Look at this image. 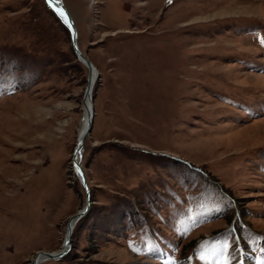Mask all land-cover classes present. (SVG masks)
Listing matches in <instances>:
<instances>
[{
	"label": "rangeland",
	"instance_id": "1",
	"mask_svg": "<svg viewBox=\"0 0 264 264\" xmlns=\"http://www.w3.org/2000/svg\"><path fill=\"white\" fill-rule=\"evenodd\" d=\"M60 1L98 74L90 208L39 264H264V0ZM86 80L45 0H0V264L85 204Z\"/></svg>",
	"mask_w": 264,
	"mask_h": 264
},
{
	"label": "water",
	"instance_id": "2",
	"mask_svg": "<svg viewBox=\"0 0 264 264\" xmlns=\"http://www.w3.org/2000/svg\"><path fill=\"white\" fill-rule=\"evenodd\" d=\"M45 1L46 3L48 1L53 2L54 4L58 5L61 8V10L65 13L66 20H63L59 17L58 18L68 31L72 49H73V52L77 60L80 61L87 69V80H86V85H85L83 97H82V106L88 108V117L86 121L85 130L80 135H78L76 143H75V152L77 154V166L79 170L78 172L76 171V174L85 192V204L82 209H80L79 211H77L75 214L71 215L67 219L66 224H65L66 240L62 244V246L58 249V251L40 250L39 252L35 253V255L30 261V264H39L46 260L58 261L64 258L71 249L72 233H73V228L75 226V224H73L72 221L74 220L77 222L80 218H82L88 212L90 208L89 188L86 182L85 172H84L81 158H82V153H83L84 140L91 131L93 118L95 114L94 106H93L92 91H93L95 79L97 78V75H98L95 72L93 63L78 47L76 31L73 25L71 15L69 14L68 10L63 6V4L59 0H45ZM85 94L89 95L88 105L86 104L84 100Z\"/></svg>",
	"mask_w": 264,
	"mask_h": 264
},
{
	"label": "bare ground",
	"instance_id": "3",
	"mask_svg": "<svg viewBox=\"0 0 264 264\" xmlns=\"http://www.w3.org/2000/svg\"><path fill=\"white\" fill-rule=\"evenodd\" d=\"M60 1V0H59ZM61 2V1H60ZM50 9H52V11L57 15V17L63 19V20H66V16H65V13L61 10V8L54 4L53 2L51 1H48L46 3ZM64 6V5H63ZM65 7V6H64ZM70 14V13H69ZM72 18V17H71ZM73 21V20H72ZM73 25H74V22H73ZM75 28V26H74ZM76 31V29H75ZM78 41V40H77ZM78 44V42H77ZM79 47V46H78ZM95 69V67H94ZM95 72H96V69H95ZM84 100L86 102V104L88 105L89 104V95L88 94H85V97H84ZM83 110H84V117H83V121H82V124H81V127H80V130H79V135L85 130V127H86V121H87V117H88V108L86 107H83ZM72 167H73V172L74 174L77 176L76 174V171L78 172V166H77V154L75 152V148H74V151H73V155H72ZM78 178V177H77ZM78 222V221H77ZM76 221H72L73 224L76 225L77 223ZM75 227V226H74ZM74 229V228H73ZM66 231V229H65ZM66 240V232H65V235H64V240H63V243L65 242ZM46 261H49V260H46ZM44 261V262H46ZM165 264H173L172 262V259L170 258H166L165 261H164Z\"/></svg>",
	"mask_w": 264,
	"mask_h": 264
},
{
	"label": "trees",
	"instance_id": "4",
	"mask_svg": "<svg viewBox=\"0 0 264 264\" xmlns=\"http://www.w3.org/2000/svg\"><path fill=\"white\" fill-rule=\"evenodd\" d=\"M62 26H63V29L67 31L66 27H65L63 24H62ZM67 32H68V31H67ZM88 212H89V211H88ZM88 212H87V213H88ZM80 219H81V218H80ZM80 219H79V220H80ZM79 220H78V221H79ZM76 224H77V223H76Z\"/></svg>",
	"mask_w": 264,
	"mask_h": 264
},
{
	"label": "snow or ice",
	"instance_id": "5",
	"mask_svg": "<svg viewBox=\"0 0 264 264\" xmlns=\"http://www.w3.org/2000/svg\"><path fill=\"white\" fill-rule=\"evenodd\" d=\"M169 2H171V0H169ZM79 171V170H78Z\"/></svg>",
	"mask_w": 264,
	"mask_h": 264
}]
</instances>
